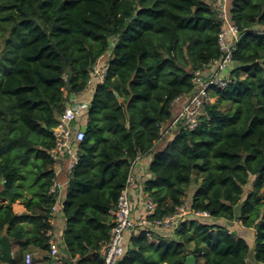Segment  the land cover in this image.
<instances>
[{
  "label": "trees",
  "instance_id": "obj_1",
  "mask_svg": "<svg viewBox=\"0 0 264 264\" xmlns=\"http://www.w3.org/2000/svg\"><path fill=\"white\" fill-rule=\"evenodd\" d=\"M230 20L240 36L229 83L207 89L215 100L193 130L157 142L172 103L193 92L194 73L222 56L211 0H0V236L18 246L9 264L49 251L54 132L106 54L62 203L60 264H103L131 163L152 150L149 219L185 201L208 217L188 216L174 238L132 234L117 264H184L188 255L195 264H248V256L264 264V0H231ZM17 201L27 213L13 212Z\"/></svg>",
  "mask_w": 264,
  "mask_h": 264
},
{
  "label": "built area",
  "instance_id": "obj_2",
  "mask_svg": "<svg viewBox=\"0 0 264 264\" xmlns=\"http://www.w3.org/2000/svg\"><path fill=\"white\" fill-rule=\"evenodd\" d=\"M211 4L220 22L218 45L222 52V56L218 60L211 61L202 71L194 73L193 92L185 95L187 100L183 103L178 114L173 117L170 123L160 128V136L157 142L164 141L181 127L193 130L197 126L200 116L204 114L203 105L211 102L212 98H209L206 94L207 89L209 87L223 89L229 83L230 71L233 68L232 52L234 51V45L239 40L240 35L236 26L230 20L231 0H211ZM105 73L106 69L103 68L100 70L96 64L90 72V81L94 80L96 83L103 82ZM84 92L85 90L82 93ZM82 93L71 95L68 98L54 132L55 148L50 151V155L55 162L54 167L55 165L57 166L56 160L58 161L61 159L60 154H69V172H71V169L78 160L77 151L72 152L70 144L72 143L77 146V143L84 138V131L81 129V126L77 124L78 120L84 116L88 109V103L81 102L78 99ZM178 99L179 98L176 100ZM139 158L140 156L136 157L131 163L124 188L119 195L115 210L112 213L114 219L109 239L104 242L99 250L103 258V264L118 263L125 252L124 244L132 234L141 231L163 235L174 234L188 216L194 215L199 218L208 217L206 212L190 211L186 207L185 201L184 204L176 208L173 214L161 219L151 220L149 217L153 214L154 204L149 198L146 202L145 212L134 216L132 214V206L128 193L133 180V168ZM61 187L62 185L54 178L50 192L56 193L57 195L56 201L51 207V214L55 213L59 207H62V202L58 194ZM127 236H129L128 239ZM49 253L52 261L59 264L62 262V258L59 257L56 247L51 244ZM24 263L35 264L32 252L25 253Z\"/></svg>",
  "mask_w": 264,
  "mask_h": 264
},
{
  "label": "crops",
  "instance_id": "obj_3",
  "mask_svg": "<svg viewBox=\"0 0 264 264\" xmlns=\"http://www.w3.org/2000/svg\"><path fill=\"white\" fill-rule=\"evenodd\" d=\"M107 57L108 55L106 54L102 58V60L104 59V61H106ZM96 84L97 83L94 80H91L87 88L85 89V92L82 93V95L78 97L79 101L88 103L89 105L91 98L93 96V93L95 91ZM186 100H187V97L183 96L172 103L171 105L172 118L178 114L181 106ZM85 114L83 117H81V119L78 120V123H77L78 125L84 126L85 121H86ZM163 145L164 144L156 145L154 150L162 148ZM70 148L72 152L77 151V146H75L72 143L70 144ZM152 155H153V150L144 155H141L140 158L136 161L135 166L133 168V172H132L133 180L129 187L128 196L131 201L132 214L134 216L140 215L144 213L146 210V202L148 200V196L143 191V184L151 178V174L149 173L148 167L152 160ZM60 156H61V159H59L58 161L56 160L58 167L55 165L54 171H55V179L57 180L58 183L62 185L58 194L60 196V201L63 203V200L65 198V191H66L67 183L69 180V174H70V172L68 171L69 154L63 153V154H60ZM191 191L192 190H190V193ZM12 209L16 215L27 213L23 205L18 201L12 205ZM215 222L218 223L222 221L220 220V221H215ZM51 224H52V229L48 233V235L50 236V244L56 247L58 251V255L60 258H62V260L68 259V253L65 249L64 242H63L66 225H65V219L62 213V207H59L58 210L52 214ZM2 235H6V233L4 232ZM168 235H171V238H174L172 234H166L164 236L168 237ZM128 237L129 236H127V239ZM127 243L128 241L126 240L124 244V250L126 249ZM10 247H11L10 251H11V261H12L14 259V255L16 251L18 250V246L16 244L14 245L12 241L10 240ZM30 251H32L33 253V259H34L35 264H51L52 258H51L49 251L43 252L42 250H38V249H31ZM1 254H2V251L0 247V264H9L11 261L9 263H3L1 261Z\"/></svg>",
  "mask_w": 264,
  "mask_h": 264
},
{
  "label": "water",
  "instance_id": "obj_4",
  "mask_svg": "<svg viewBox=\"0 0 264 264\" xmlns=\"http://www.w3.org/2000/svg\"><path fill=\"white\" fill-rule=\"evenodd\" d=\"M81 129L85 131V126H81ZM0 247H1V261L3 263H9L11 261V247H10V240L8 236L2 235L0 236ZM184 264H195V258L193 255H188L185 258Z\"/></svg>",
  "mask_w": 264,
  "mask_h": 264
},
{
  "label": "rangeland",
  "instance_id": "obj_5",
  "mask_svg": "<svg viewBox=\"0 0 264 264\" xmlns=\"http://www.w3.org/2000/svg\"><path fill=\"white\" fill-rule=\"evenodd\" d=\"M114 43H115V40L113 39V40H110V48L109 49H111L112 48V46L114 45ZM106 61H104V59L101 61V62H98L97 63V66H98V68L100 69V70H102L103 68H105V66H104V63H105ZM214 100L215 99H211V102H214ZM190 189H193V184L191 185V187L189 188V190ZM245 190H248V188H246ZM188 218V217H187ZM201 221H206V222H208V219H204V220H202L201 219ZM210 222V221H209ZM221 225H223L224 227H230V229H234V231H236V230H239V229H242L243 227H240V225L238 224V223H227V222H224V221H222L221 222ZM171 237V235H168V237ZM248 264H253V263H251L252 261H251V258L248 256Z\"/></svg>",
  "mask_w": 264,
  "mask_h": 264
}]
</instances>
